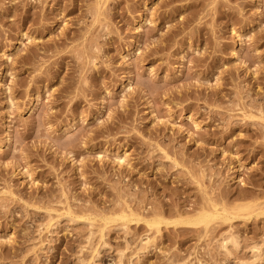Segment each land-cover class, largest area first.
I'll use <instances>...</instances> for the list:
<instances>
[{
    "label": "rangeland",
    "instance_id": "obj_1",
    "mask_svg": "<svg viewBox=\"0 0 264 264\" xmlns=\"http://www.w3.org/2000/svg\"><path fill=\"white\" fill-rule=\"evenodd\" d=\"M259 208L264 0H0V264H264Z\"/></svg>",
    "mask_w": 264,
    "mask_h": 264
},
{
    "label": "bare ground",
    "instance_id": "obj_2",
    "mask_svg": "<svg viewBox=\"0 0 264 264\" xmlns=\"http://www.w3.org/2000/svg\"><path fill=\"white\" fill-rule=\"evenodd\" d=\"M21 37H26L25 35H22ZM27 39H30L27 37ZM115 163L117 167H123L124 165L127 166V156L125 153L119 154L115 157ZM257 215L264 213V208H259ZM255 212V207L251 205H240L236 206L232 209V211H228L225 208H218V205L213 203L212 201H209L206 206L202 207L201 210L194 216H192L189 219L179 220L172 223H165V225L174 224V226L181 225V226H202L205 230L209 227V225L213 221H220L222 223L229 222L231 220L237 219V218H243L245 220L249 219L251 214ZM133 216L132 212L130 211L129 207H125V209L120 210L118 214L115 216L116 220L119 221H129L130 217ZM114 221L110 218H103V222L106 224L107 222ZM163 223V220L160 217L154 216L150 218L149 220L145 221V224L151 229L154 228L156 233L159 232V226ZM148 242L142 243V241L139 242V246L143 247ZM231 243L230 241L226 242L223 245V248L226 249V245Z\"/></svg>",
    "mask_w": 264,
    "mask_h": 264
}]
</instances>
